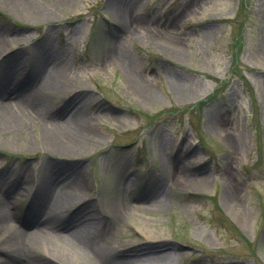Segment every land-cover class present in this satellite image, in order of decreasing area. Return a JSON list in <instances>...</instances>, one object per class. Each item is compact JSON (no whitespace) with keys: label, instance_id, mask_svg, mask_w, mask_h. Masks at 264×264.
Wrapping results in <instances>:
<instances>
[{"label":"rangeland","instance_id":"rangeland-1","mask_svg":"<svg viewBox=\"0 0 264 264\" xmlns=\"http://www.w3.org/2000/svg\"><path fill=\"white\" fill-rule=\"evenodd\" d=\"M1 31L3 89L27 94L25 78H40L53 53L62 90L18 103L47 120L78 109L100 141L56 151L40 123L0 132L1 192L21 214L51 167L86 181L109 249L147 244L144 225L166 237L174 264H264V0H55L39 16L0 0ZM156 193L164 208L146 200ZM31 254L44 261L41 248Z\"/></svg>","mask_w":264,"mask_h":264},{"label":"bare ground","instance_id":"bare-ground-1","mask_svg":"<svg viewBox=\"0 0 264 264\" xmlns=\"http://www.w3.org/2000/svg\"><path fill=\"white\" fill-rule=\"evenodd\" d=\"M7 1L13 3L20 10H24L28 15L38 14L39 16L40 13L48 12L55 0ZM9 37L7 32H0V41L1 38ZM55 58L52 53L48 54L45 59L41 58V62L38 61V63H42L40 70L44 69V72L40 78L38 76L40 72L37 73L36 78H25L24 85H26L25 91L27 92L25 95L14 93L13 90L17 89L16 86L7 91L6 88L3 89V85H0V132L10 134L16 129H24L29 125L40 123L46 144L56 151H69L72 148L84 150L88 145L99 144V139L92 136L91 133H87L83 127L84 121L78 117V109L70 112L64 120L58 117L47 120L38 116L35 103L29 107L19 104V101H27L26 99L35 102L51 98L62 90L61 77L64 76V71L56 65ZM137 87L145 90V86L141 82H137ZM71 104V102L65 104L63 113L71 108ZM64 171L76 172L74 166L68 167ZM52 172L51 167L44 169V174L38 179L37 187L32 194L31 203L29 202L28 208L22 214L16 207L14 194L9 191L1 192L5 185V178H0V228L7 231L5 239H0V264L176 263L174 250L167 251L169 245L168 242H165L166 237L153 236L151 232H147L149 230L144 225H141L139 230L150 240L147 244L132 250L122 249V252L120 249L125 246L119 249H109L107 238L114 237V233L109 231L100 234L98 227L100 218L95 216L93 220H89L91 213L89 209H85L89 203L84 193L86 181L84 182L82 176L79 175L62 176L64 172H61L57 176H53ZM202 182L198 179L191 181L197 186ZM125 186H128L127 182ZM128 187L133 189V186L129 185ZM227 190L228 197L232 196L231 186H228ZM164 198V193H156L154 196L150 194L146 200L152 204L153 208L161 209L165 207ZM83 207L84 211L80 214L81 217L74 219L73 215L77 209ZM73 208L74 210H71ZM103 213H101V217L104 216ZM67 215L70 217L67 218ZM40 217L55 221L52 223L55 225H50L51 232L48 233L41 229L38 224ZM20 222H23L22 228L19 227ZM36 248H41L45 256L44 261L37 262L34 255L32 256L31 253ZM4 258H8V261L4 262ZM27 258L30 260L28 261Z\"/></svg>","mask_w":264,"mask_h":264}]
</instances>
